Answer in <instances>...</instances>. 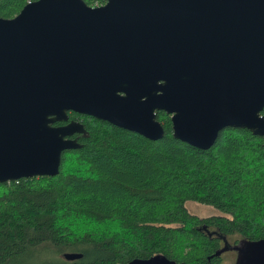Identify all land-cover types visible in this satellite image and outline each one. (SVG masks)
Wrapping results in <instances>:
<instances>
[{"label":"water","instance_id":"water-1","mask_svg":"<svg viewBox=\"0 0 264 264\" xmlns=\"http://www.w3.org/2000/svg\"><path fill=\"white\" fill-rule=\"evenodd\" d=\"M263 107L264 0H35L0 18V183L59 173L88 135L69 112L157 140L164 111L174 138L208 149L225 127L264 137ZM236 250L264 264V238Z\"/></svg>","mask_w":264,"mask_h":264},{"label":"trees","instance_id":"trees-1","mask_svg":"<svg viewBox=\"0 0 264 264\" xmlns=\"http://www.w3.org/2000/svg\"><path fill=\"white\" fill-rule=\"evenodd\" d=\"M33 1L0 0V18ZM69 116L88 135L79 137L80 148L62 153L57 175L0 183V264H129L155 255L224 264L217 254L223 237L264 238L263 136L225 127L200 149L172 136L164 111H157L164 128L157 140L85 114ZM188 200L221 214H191ZM64 252L82 257L66 260Z\"/></svg>","mask_w":264,"mask_h":264},{"label":"rangeland","instance_id":"rangeland-1","mask_svg":"<svg viewBox=\"0 0 264 264\" xmlns=\"http://www.w3.org/2000/svg\"><path fill=\"white\" fill-rule=\"evenodd\" d=\"M185 207L189 213L197 215L199 217H208L211 215H220L221 212L213 205L199 203L196 201L188 200L185 202ZM241 238L223 237L222 242L219 243L221 247L220 255L224 264H234L236 259V247L240 246ZM235 249V250H234Z\"/></svg>","mask_w":264,"mask_h":264},{"label":"flooded vegetation","instance_id":"flooded-vegetation-1","mask_svg":"<svg viewBox=\"0 0 264 264\" xmlns=\"http://www.w3.org/2000/svg\"><path fill=\"white\" fill-rule=\"evenodd\" d=\"M264 108V107H263ZM79 114V113H78ZM261 114V113H260ZM262 115H264V113H262ZM69 118H70V116H69ZM70 119H73V118H70ZM74 120H77V119H74ZM60 124H63V122H61ZM56 125H59V124H56ZM80 136H82L81 134H74V135H72L71 136V138H76L77 140L79 139V137ZM220 242H222L221 240H220ZM219 248H221V247H219ZM235 250V249H234ZM236 253H237V250L235 251ZM219 255H220V253H219Z\"/></svg>","mask_w":264,"mask_h":264}]
</instances>
